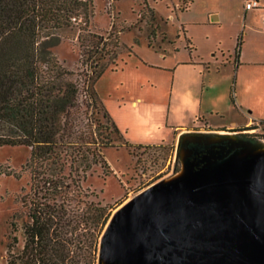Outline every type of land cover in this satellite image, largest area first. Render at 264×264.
Listing matches in <instances>:
<instances>
[{"label":"rangeland","instance_id":"374dc122","mask_svg":"<svg viewBox=\"0 0 264 264\" xmlns=\"http://www.w3.org/2000/svg\"><path fill=\"white\" fill-rule=\"evenodd\" d=\"M244 1L191 0L181 11L182 0H91L87 24L77 20L57 32L59 41L50 51L78 89L80 127L103 136L104 127L110 128L103 108L90 105L84 95L92 72L103 64L107 67L92 88L123 136L111 135L110 146L101 151L108 167L96 165L84 178L75 177L80 193L72 177L64 180L72 208L81 213L93 201L107 207L110 219L127 200L172 174L182 132L247 131L264 145V122L249 124L240 112L264 120V33L249 32L263 27L264 14L261 22L260 10L249 11L245 20ZM210 12L220 20L213 21ZM91 41L99 44L97 53ZM115 41L112 63L106 51ZM183 126L186 130L179 131ZM124 141L143 147L128 148ZM29 156L28 147H0V264H21L33 203L49 197V184L42 177L31 179ZM79 259L83 262V255Z\"/></svg>","mask_w":264,"mask_h":264},{"label":"trees","instance_id":"16d2710c","mask_svg":"<svg viewBox=\"0 0 264 264\" xmlns=\"http://www.w3.org/2000/svg\"><path fill=\"white\" fill-rule=\"evenodd\" d=\"M182 5L179 10H187L191 0H182ZM150 13L155 16L152 9ZM92 15L91 0H0V147H28L26 168L31 179L42 177L49 184L45 190L49 197L33 203L30 223L24 226L21 264H96L99 238L110 216L106 206L93 201L86 202L81 213L72 208L65 201L68 188L64 183L72 177L80 193L75 177L82 173L84 178L96 165L108 167L102 149L110 146L111 135L123 139L92 88L107 66L95 68L90 87L84 90L90 105L103 108V118L111 123L110 128L104 127L108 131L103 136L80 127L78 89L50 51L59 41L57 32L77 20L87 24ZM91 44L97 53L99 44ZM116 47L117 41L113 50L106 51L112 63ZM123 143L128 148L143 147ZM81 249L83 254H79Z\"/></svg>","mask_w":264,"mask_h":264},{"label":"water","instance_id":"95a60500","mask_svg":"<svg viewBox=\"0 0 264 264\" xmlns=\"http://www.w3.org/2000/svg\"><path fill=\"white\" fill-rule=\"evenodd\" d=\"M177 158L112 214L97 264H264V145L182 132Z\"/></svg>","mask_w":264,"mask_h":264},{"label":"crops","instance_id":"0c3cea01","mask_svg":"<svg viewBox=\"0 0 264 264\" xmlns=\"http://www.w3.org/2000/svg\"><path fill=\"white\" fill-rule=\"evenodd\" d=\"M261 3H262V5L264 6V0H261ZM247 13L248 12H244V18H245V20H246V18H247ZM258 13H259V15L256 17V19H258V20H260L261 22H262V15L264 14V9L263 10H260V11H258ZM219 14V13H218ZM208 15H212V16H214L215 18H216V20L218 19V20H220V14H219V16H216V15H214V13H208ZM262 28H260V29H258V30H255V29H253L252 27H250V33L251 32H255V33H264V23L262 24ZM253 30V31H252ZM185 33H186V31H185ZM257 94V93H256ZM241 113H246V115L248 116V118H249V124L250 123H253V122H257V121H263L262 119H256V118H254V116H253V112H249V111H244V110H241L240 111ZM241 116H237V118H240ZM236 120H231L230 122H235ZM249 124H247V125H249ZM246 125V126H247ZM184 130H186V127L185 126H183V127H181L180 128V130L179 131H184Z\"/></svg>","mask_w":264,"mask_h":264},{"label":"flooded vegetation","instance_id":"af4514ba","mask_svg":"<svg viewBox=\"0 0 264 264\" xmlns=\"http://www.w3.org/2000/svg\"><path fill=\"white\" fill-rule=\"evenodd\" d=\"M246 127V126H245ZM245 132H247V131H243V132H241V133H236L237 135H239L240 137H243V138H246V139H249V137L250 136H248L247 135V133H245ZM185 133H188V134H190V135H198V134H203V133H201V131H187V132H185ZM176 147H177V145H176ZM179 168H180V162H179V159L177 158V159H175V163H174V166H173V172H172V174L170 175V176H172V175H174L175 174V172H177L178 170H179ZM169 176V177H170ZM162 180V179H161ZM160 181V180H159ZM158 182V181H157ZM157 182H155V183H157ZM154 183V184H155ZM153 185V184H152ZM152 185H150V186H152ZM150 186H148V187H150ZM147 187V188H148Z\"/></svg>","mask_w":264,"mask_h":264},{"label":"built area","instance_id":"2783aa9c","mask_svg":"<svg viewBox=\"0 0 264 264\" xmlns=\"http://www.w3.org/2000/svg\"><path fill=\"white\" fill-rule=\"evenodd\" d=\"M264 6L261 0H245L244 1V12L263 10Z\"/></svg>","mask_w":264,"mask_h":264}]
</instances>
